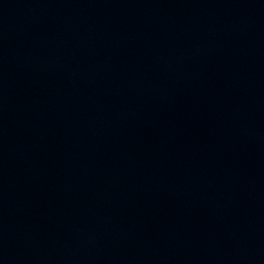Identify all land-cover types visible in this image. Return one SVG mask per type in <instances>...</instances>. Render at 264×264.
<instances>
[{
  "label": "water",
  "instance_id": "95a60500",
  "mask_svg": "<svg viewBox=\"0 0 264 264\" xmlns=\"http://www.w3.org/2000/svg\"><path fill=\"white\" fill-rule=\"evenodd\" d=\"M0 264H264V0H0Z\"/></svg>",
  "mask_w": 264,
  "mask_h": 264
}]
</instances>
